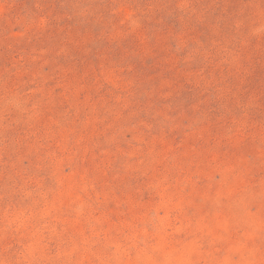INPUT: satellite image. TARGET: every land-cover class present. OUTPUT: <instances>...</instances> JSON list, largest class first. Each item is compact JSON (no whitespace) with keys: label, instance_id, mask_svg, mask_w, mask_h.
I'll use <instances>...</instances> for the list:
<instances>
[{"label":"rangeland","instance_id":"374dc122","mask_svg":"<svg viewBox=\"0 0 264 264\" xmlns=\"http://www.w3.org/2000/svg\"><path fill=\"white\" fill-rule=\"evenodd\" d=\"M0 264H264V0H0Z\"/></svg>","mask_w":264,"mask_h":264}]
</instances>
